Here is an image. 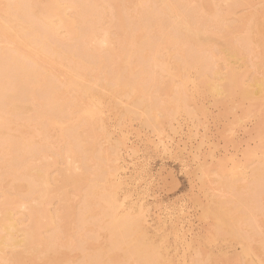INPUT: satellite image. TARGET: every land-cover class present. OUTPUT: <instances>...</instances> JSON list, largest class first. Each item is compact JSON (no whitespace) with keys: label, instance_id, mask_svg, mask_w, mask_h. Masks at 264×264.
<instances>
[{"label":"rangeland","instance_id":"obj_1","mask_svg":"<svg viewBox=\"0 0 264 264\" xmlns=\"http://www.w3.org/2000/svg\"><path fill=\"white\" fill-rule=\"evenodd\" d=\"M12 1L13 0H4L3 3L6 4V6L9 9L10 8L9 4ZM102 1L105 5L102 3ZM102 1L101 0L100 1L90 0V3H91L90 8L93 6V8H91V10L93 9V11L94 10L97 11L96 9H98L100 5L103 4L99 9V12L101 13V18L99 17V19L101 23L98 20L99 25L97 27L98 29L102 28L104 30L101 29L99 30L100 31L99 32L97 29V31L95 30L94 32L97 35L96 37H98L99 39H107L109 42L108 44L110 45L113 44L111 46L108 45V47L109 48L112 47V49L111 48L102 49L103 47L102 48L100 47L102 52L101 51L99 52V48L94 51L93 49L89 47V49L86 50L85 54L83 51V56H84L83 58L79 55L81 53V51L78 50L79 47H74V45H71L74 48L73 47L67 48V52H69L70 50L71 52L70 56H72V53H73L74 56L72 57L75 58V60H78V61L83 60V62L86 61V63H84V65L87 67V70H88L84 74L86 75V77L84 75L83 77L79 76L78 73H76L78 72L76 70L77 62L76 63L71 62V64L73 65L70 64V61H68L69 64H67L66 61H63L62 63L61 61L60 62L57 61V57H56V58H53L54 60L52 63V59H50V64L45 62L49 64L46 67L48 66L54 67V70L51 72L53 76L52 75L47 76L49 80L46 79L47 80L46 81L45 77L42 78V76H44V73H45L44 69L46 67L45 68L40 67L42 65L39 64V68L42 69L41 70L42 75L40 76V79L38 80L39 82L38 81L36 82L38 83V85L35 83V80H33L34 83L28 85V87L27 85L26 87H24V85L23 87L22 85H20L21 88L17 86L19 87V89L16 87V89L18 90H21L23 88V90L26 91L24 92L25 94L22 92V90L21 91L14 90L10 92L11 94H14L16 98H19L15 100H18L27 106L26 112L19 111L20 113L19 112L18 113L21 114L19 115L17 112H16L17 114L8 112L5 107L0 108L1 109L0 110V120H2L1 117L3 116L4 122L7 125H10V126L6 125V128L1 127V125L3 126L5 125V123L3 122V120L0 121V132H3L2 134L0 133L3 136L2 137L0 135V137H2L0 138V147L4 141V144L2 145L3 148L2 147H1L2 149L0 148V152L2 151L0 153V156H1L0 158L1 160L0 161V177H1L0 187L2 186L0 189L1 190L0 199L2 198L0 200V205H4V204L9 205L10 203L11 205L8 206L10 210L12 208L11 211H13L14 213L17 212V215L15 216H17L18 218L14 217L15 221L17 220L14 225V230H15V232L13 230L14 233L16 232L20 233L24 229H26L24 230V232H27L28 229L30 230L31 227L36 228L34 232V234H36V237L34 238L35 241L30 240L28 244H25L24 242L20 241L19 237L16 238V239H19L20 241L19 242L18 240H16V243L18 244L16 248H14V251L20 254V256L18 257H16L17 255L16 256L13 255L12 250L10 249L8 250L7 247L4 248V243L0 240V246H1L0 252L2 253V254L0 253V260L3 261V264H19L21 260H22L21 264H34V263L41 264L42 261H44L43 263L47 261V264H53V263L56 264L58 259H61L57 262L59 264H63V262L64 264H141V263L148 264L149 262L151 264L152 263L153 264H246V263L247 264H258L259 262H260L259 264H264V103H263L264 101V81H263L264 80V0H249V1L248 0H236V1L232 0L233 2H235L234 6L231 0H218V1L213 0L214 2L212 0H187V2L186 0H173L177 5L180 6L181 10L184 12L182 13L183 15L185 14L184 19H186L189 23L191 22L190 27L192 29L194 27L193 29L195 30L194 38L193 40H189V41H186V38H185L186 36L183 33L184 30H182V28L178 26L176 27L177 29L175 30L171 29L173 24H170V23L174 18L173 15H171L173 18L170 15H164V14L160 15L156 11V3L153 0L151 1L150 0H143V1L142 0H139V1L131 0L130 2H128L129 0L127 1L115 0L112 2L111 0H107V1L102 0ZM144 1H146L147 4ZM219 2H220V6H218ZM250 2L252 3V7L248 6V4H251ZM178 3H181V4H178ZM186 3L187 4L189 3L192 6L189 7L187 6ZM223 3H224V6H223ZM144 5L146 6V8ZM182 5L184 6V8L182 7ZM139 6H141V8ZM225 6H228V8ZM116 7L118 11H116ZM186 7H188V10ZM194 7L196 8V12H197V9L198 10L201 9L200 11L202 12L200 11H199L200 13L194 12L195 11ZM103 8H109L108 9L109 11L106 9L104 10ZM142 8L144 10H142ZM125 11L127 13L129 12L128 15ZM221 11L223 12L221 13ZM117 12L118 14L116 15L119 17V19L121 18L120 20L117 18L118 22H116L117 19H115V17H117L115 13ZM247 12L249 15L247 14ZM144 13L146 15H144ZM192 13L194 16L192 15ZM205 13H206V16H208L207 18H205L206 17ZM137 14L140 16V18L142 14L143 16L142 18L145 17L144 18L145 20L143 19L142 21L141 20L142 18H141L139 21V19H137L139 18ZM198 14H202V17L201 15H198ZM250 14L251 15L254 14V15L251 16ZM245 15H246V18H244ZM154 16L155 18L153 19ZM122 17H124L125 20L124 18L122 19ZM149 17L150 18L152 17V18L148 19ZM189 17L190 19L192 18L191 21H189L190 20ZM134 18L136 19L134 20ZM0 19L3 20V18L1 17ZM167 19L168 20L171 19V20L168 21ZM107 20L109 22H106ZM110 20L111 21L113 20L112 21L113 23H111L112 27L110 25V22H111ZM136 20H138L139 24ZM151 20L153 21V24H156V25H153ZM162 21L164 23H162ZM212 21L216 23H212ZM0 22H3V21L0 20ZM166 22L168 23L166 24L168 26L165 25ZM204 22L205 23L207 22L206 23L207 25H205ZM240 22H243V25ZM125 23L127 25H125ZM113 24H115L116 27H118V29H115L116 27ZM208 24H211V25H208ZM137 25L140 26V28ZM160 25L165 26V28L164 27L162 28V26L161 28H159ZM209 26L210 27L213 26L212 29ZM143 27L144 29L148 28L146 30L148 34H145L146 32L143 29ZM252 27H254L256 31H254L255 29ZM121 28L123 29L122 33H121ZM130 28H132L133 30ZM110 29L113 32H110V31L108 32V30ZM124 29H126L125 30L126 33L128 32L127 34H125ZM160 29H162L164 34L163 33L161 34L162 31L160 32ZM115 30L120 31V32H116ZM178 30H180V32ZM151 31L152 33L150 34ZM25 32H27L28 34ZM177 32L180 34H178ZM39 33H32L30 30L24 31V33L21 32L22 34L21 38H24L26 36L25 41L28 42L29 44L28 51L40 49L39 47L41 45V42L44 43V40L42 39L45 37L48 38L49 42L55 43L57 45H61L60 42H57V38H55L53 35L49 33H42V32H39ZM165 33L168 34V38L166 37L167 34ZM33 34L34 35L36 34L35 36L37 38ZM43 34H48V36L44 35L45 37H43ZM90 34H92V31L89 32V35ZM100 34H102L101 36L103 37H101ZM122 34H125V35H122ZM250 34H252V36ZM111 35H113V37H111ZM147 35L148 37H146ZM174 35H175V38L173 37ZM31 36H34V37H31ZM49 36L51 38H49ZM128 36H129V39L131 37L130 42L128 40ZM0 37H1L0 47L1 48L4 47V49L3 48L2 49H3V52L5 51L4 52L5 54H2L3 52H1V49H0V68L2 69V70L0 69L1 70L0 74H2V76L0 75V78H2L0 79V81H2L0 82V87H1L0 94H2L5 91H8L6 90L8 89V86H9V90L12 89L10 88L11 86L9 84L11 81L10 79H12L15 74L13 73L16 71L15 69L19 68V66H21L25 62L26 63L22 65L20 69H24L23 67H25V65L29 66L30 63H31L30 66H32L33 64L30 60H26L24 58L21 59V57H24V54L22 52L18 53L19 49H16L17 46L15 45V43L8 41L2 36ZM115 37L119 39L116 40ZM141 37H144V38L141 39ZM38 38L39 39L41 38V40H39ZM122 38H123V41H122ZM124 38L126 39V41L124 40ZM154 38H156V40H154ZM165 38L168 40H166ZM29 39H32L30 40V42L33 41L34 43L35 42L34 40H36V42L38 41L40 43V44L38 43L39 45H37L36 42L34 43L36 46V49L33 43L29 42ZM53 39L55 40V42ZM236 39H239V40H236ZM244 39L246 40V42ZM1 41H2V44H1ZM140 41H143V42H141L140 44ZM153 41H155L158 44H156ZM9 42L12 44H10ZM116 42H118L119 44L118 46ZM122 42L124 44H122ZM150 42L155 43V44H152V43L149 44ZM130 43H133L134 46L132 44L131 46ZM30 44H31V47H30ZM127 44L129 45L127 47H129L130 50L128 48H125ZM142 44H144V47H143L144 49L142 48L143 46ZM188 44L191 47H189ZM229 44L231 45L228 46ZM3 45H5L6 47ZM135 45L136 46L138 45L137 49L135 48ZM170 45H172L173 47L171 48ZM149 46H151L150 50H149ZM157 46L158 47L160 46L159 48L161 50L159 48L157 49ZM29 47L31 49H29ZM104 47H107V46H104ZM113 47H116V49L119 48L120 50L118 49L116 51V49ZM5 48L9 50L7 51L5 50ZM151 48H154V49L152 50ZM222 48L224 51L222 50ZM225 48L227 49L225 50ZM74 49L77 51H74ZM132 49L134 52L132 51ZM184 49H186L185 52H184ZM123 50L126 52L125 54H121V53H124ZM139 50L140 52L142 51L141 53L139 52V54H141L140 56H142L141 60H138L140 58L138 54ZM17 53L20 56V58L19 56L18 57L15 56L13 58V56L17 55ZM115 53L119 58L115 55ZM179 53H181L182 58H184L183 60ZM229 53L230 55H228ZM11 54L13 56H11ZM112 55L113 57H111ZM173 55H174V58H173ZM186 55H189L190 58H192V60L189 58V56H186ZM7 56L13 59V61L15 60L14 62L16 63H14L13 61L11 62V60H8L9 58ZM93 56H94V59H92ZM95 56H98V57H95ZM234 56H236L237 58ZM2 57H5L6 59L5 58L3 59ZM79 57L83 59H80ZM106 57L107 58L111 57V59H109L110 61ZM185 57H186V61H185ZM241 57H243V59ZM16 58L22 61L21 62L19 60L16 61L17 60ZM97 58H99L100 61L102 59V63H101L102 68L100 67L101 64L99 62V59ZM128 58L129 60H127ZM123 59H126V60L124 61ZM153 59H157L156 61L158 63ZM159 59L162 62L159 61ZM105 60L107 62H105ZM152 60L154 61L155 64H152L153 63ZM123 61L126 63H124ZM122 62L124 65L125 64L126 65L124 66ZM17 63L21 65L17 66L18 65ZM89 63L93 64V66L88 65ZM105 63H106V66H104L105 67L104 68L103 65ZM142 63L146 66L144 67ZM163 63L164 65L166 64L165 66L168 69L165 66H163ZM57 64L58 65L61 64L62 66L60 65L58 66ZM107 64H109L110 66ZM111 64L113 66H111ZM156 65L160 69H158ZM98 66L99 68L97 70ZM230 66L233 68H231ZM5 67L8 70V73H6L7 70L5 69ZM65 67H67V69ZM89 67L90 69H88ZM110 67H113V68H110ZM121 67L123 68V70L121 69ZM147 67H149V70L147 69ZM68 68L70 69V71L71 70L72 71L71 72L68 71L69 70ZM119 68L122 71H120ZM102 69L105 71H103ZM106 69L108 71H111L113 69L112 71H114V73H112V71L108 73ZM117 69L118 71H116ZM143 69H145L146 71ZM162 69L164 71H162ZM11 70L13 72H11ZM220 70L221 72H219ZM66 71L67 73L69 72L70 74L69 73L67 74ZM135 71L136 73L138 72L140 74L137 75ZM151 71L154 73H151ZM213 71H215L217 74ZM20 72H22V70H20L19 73ZM74 72L76 73L75 75H74ZM102 72H104L103 73L104 75L102 74ZM212 72L215 77H213ZM58 73H61L60 76L62 78L61 77L57 78L59 76ZM90 73L92 74L93 78L91 77ZM115 73H117L118 75ZM130 73L133 74V76ZM146 73L148 76H150L151 74L150 76L151 79L150 77L148 78L147 76H145ZM222 73L224 74V76ZM65 74L67 77L65 76ZM221 74L224 78H222ZM234 74L235 76H233ZM3 75H5V78ZM6 75L8 76L6 77ZM97 75H100V76L97 77ZM113 75L119 78V80L113 77ZM126 75L129 78L128 77L125 78ZM161 75L163 78H161ZM50 76H52L54 79ZM107 76L109 77L107 78ZM120 76L123 82L120 81ZM170 76H174V77L170 78ZM231 76H232V79L234 78L235 83L231 79ZM50 78L53 79L52 81L57 79V82L59 83L57 85L60 86L61 84V86L60 87L56 86L53 82L50 81L51 80ZM89 78L91 81L88 80ZM97 78L98 79L100 78L101 81L99 80L100 81L99 82ZM113 78H115L116 80L115 79L113 80ZM70 79H73V80H70ZM251 79L252 81L253 80L256 81L258 79L257 83L260 84V87L258 86L256 87L253 84L255 81L252 82ZM92 80L94 83L92 82ZM227 80L228 81L230 80L231 83L233 81L232 84H235V85L232 86V84L227 83ZM243 80L244 81L246 80L245 83ZM43 81H45V83L48 82V84L47 83L46 84L47 85L50 84V85L47 86L46 84H44ZM64 81L66 82L64 83ZM95 81H97L98 84L95 83ZM104 81L105 83H103ZM113 81H116V82L118 81V82L113 83ZM127 81L129 82V85H127L128 84ZM247 81L249 83H247ZM3 82H5V85L7 87L4 85ZM67 82L73 83V86H72L73 88L69 87L72 84L70 85V83H67ZM106 82L108 84L111 83L110 84L111 86H109L111 88H108L107 86L108 84ZM140 82L141 83L143 82L142 86ZM84 83L88 84V86L84 85ZM123 83H125V85H122ZM101 84L103 85V87L101 86ZM236 84L240 85V87L237 86ZM52 85H54V88L52 89L53 91L51 90V88L53 87ZM243 85H246L247 87ZM252 85H254V89ZM85 86L87 87L86 90H88L86 91L88 92L86 96L84 95V92L80 90V89H85ZM89 86H91L93 90ZM95 86L97 88H93ZM136 86H139V87H136ZM210 86H213V87H210ZM40 87H42V89L44 88L45 89L44 91H46L47 93L44 92ZM77 87H79V89H77ZM121 87H123V89ZM141 87L142 89H140ZM2 88L4 91L2 90ZM113 88H115L116 91ZM256 88L257 89L259 88L260 92L257 91ZM27 89L29 90V92H27ZM46 89L47 90L49 89L51 93H54V95L56 96L54 97V100H56L55 102L54 101L53 103L48 102L49 101L48 93L50 91H47ZM94 89H95V92H94ZM213 89H214V92H213ZM261 89L263 90V93ZM30 90L31 91L36 90L38 91V93L36 91L31 92ZM59 90H61V92H58ZM76 90H77V93L79 94L75 93ZM123 90H124V93L122 92ZM142 90L144 91V93L141 92ZM243 90L247 93H245ZM99 91H101V94ZM107 91L108 92L111 91V94L108 93ZM117 91L118 93H116ZM218 91L220 92L218 93ZM15 92L17 93L19 92V94L17 93L15 94ZM104 92H106V94ZM112 92H114V94ZM139 92H141L140 95H139ZM10 93L8 94L11 96ZM51 93L49 95H51ZM63 93L65 94L63 95ZM129 93L132 96H130ZM8 94H6V96ZM27 94H29L28 96L30 97L33 96L34 98H36V100L34 98L31 99L32 97L30 98L26 96ZM58 94H59V97L57 96ZM81 94L84 96H82ZM115 94L117 96L119 95L118 96L119 98H116L117 96H115ZM246 94H248L249 96ZM39 95L41 97L44 95L43 96L44 101L42 100V98H40ZM60 95L62 96V98ZM121 95L124 97H121ZM6 96L0 95V99H1L0 101L5 102V99L7 100V98L10 97V96H7L6 98ZM87 96H89L90 98L94 100L96 99V97L99 98V100H101L104 106L100 110L98 109V110L92 111L91 118L84 117L80 109L82 105L84 104L83 102H85ZM134 96H137V97H134ZM108 97L109 99L110 97H112L110 101L108 100ZM126 97L128 98L125 100ZM23 98L25 101H22ZM29 98L30 100H28ZM114 99L116 100L114 101ZM34 100L36 101V103ZM66 100L70 104L67 103ZM123 100H125L126 103ZM28 101L29 103L33 102V104L35 105L31 106L32 104L31 103L29 106L27 103ZM45 101L46 103L47 102L48 103L45 104ZM59 102H61L63 106ZM54 103H55V106H54ZM43 105L49 107L50 109L49 108L45 109L46 107H44ZM56 105L58 106L56 107ZM70 105L72 106L70 107ZM52 106H54V108ZM59 108H60V111H59ZM143 108L145 109L143 110ZM51 109L52 110L56 109V111L55 110L52 111ZM74 109L75 110L77 109L76 110L77 112ZM39 110H41V112ZM49 111H51V113H49ZM42 113L46 115L42 116L43 115ZM64 113L66 114V116L64 115ZM72 113L74 114V116ZM6 114H8L7 117L10 120H8V118L5 119L4 116ZM10 114H13L14 117ZM29 114L30 116L28 119L27 116ZM67 114H72L71 119H70V116H68ZM77 115L79 116L76 119ZM51 116H52L53 122H50L49 120ZM62 116L63 118H61ZM40 117H42L43 120L40 119ZM45 117L49 121H47ZM36 118H38L39 120L38 119L36 120ZM82 118L83 120H81ZM6 120L8 121V123L6 122ZM34 120L35 122H33ZM69 120H72V121H69ZM76 120L78 122V125L77 123H75ZM20 121L23 123H21ZM39 121L41 124H38ZM10 122L12 124H10ZM27 122H29L30 124ZM36 122H37V125L35 124ZM65 122L68 124L64 127L63 125L66 124ZM72 122L76 125H74ZM57 124L59 126H57ZM42 125L45 129L41 128ZM35 127L37 129H35ZM57 127L59 128L60 132L58 131ZM67 127H70V128H67ZM10 128L11 129L13 128L14 130L13 129L11 130ZM6 129L11 130L9 132L7 131L9 133L8 135L5 134L7 133ZM18 129L20 130L22 129V130L20 131ZM26 129H29V130H26ZM33 130H36V131H33ZM39 130H41L42 132ZM30 131L33 134H36V136L33 135ZM10 132L12 135L10 134ZM39 132H41V134H44V136H42ZM83 133L85 136L83 135ZM59 134L61 135L60 136L61 138H58ZM65 134L68 136L69 140H67V137ZM6 135L8 136V138ZM81 135L83 136V138ZM14 136L17 137V139ZM21 136L24 138H22ZM47 136H49V138ZM4 137L6 138V140L10 139L9 142L11 143V146L14 145V147L11 148L9 142H7ZM43 137L46 139H43ZM93 137L94 139L91 140ZM19 138L20 139L22 138V139L18 140ZM52 138L57 140L58 144L56 143V141L54 142L53 141L54 139ZM24 139L26 140V142ZM41 139L44 141H42ZM12 140L13 142H11ZM66 140L68 141V143ZM84 140H85V143H82L84 142ZM21 141H23V143ZM32 141L34 142L32 143ZM49 141L52 144H50ZM15 144L16 145L18 144L17 147L20 145L18 148H23V149H17V147H15L16 146ZM65 144L68 146H66ZM42 146L46 150H43V148H41ZM69 147L73 151L74 155L73 153H71L72 151L69 149ZM75 147L77 148L76 152L74 150ZM13 149H15V151ZM16 149L18 150V153ZM25 149L28 151H26ZM32 149L33 151H35L34 153L32 152ZM65 150L66 152L67 150H69L70 153L69 152L66 153ZM90 150H92V152ZM49 151L51 152L49 153ZM52 151L55 153H53ZM60 151H63V152H60ZM38 152L40 153V155ZM4 153L6 155H3ZM64 153H65V156H64ZM14 154H16L15 157H14ZM36 154L38 155V157ZM8 155L9 156L11 155V156L9 157ZM18 155L20 156L19 158H18ZM41 156L44 157L43 161H40L43 158L39 159V157ZM71 156L73 158H70ZM74 156L76 157L74 158ZM88 157L90 159H88ZM2 158L4 160H2ZM31 158L33 160H31ZM49 158L53 159V161L50 160ZM67 158L68 159L70 158L69 161H71L72 159L70 163L71 166L69 164V168H67L69 172L66 171L64 175L63 174L60 175V169L63 171L64 168L67 166L66 161L69 163ZM14 159L18 162H16ZM22 160H23V163L21 162ZM36 160H39L40 162L43 163L45 172L48 171L47 173L49 174L52 171V173H50L51 177L49 181L51 185H49V187L48 186L44 187V189L46 188L45 190L48 189L47 190L48 192L44 191L43 187L25 186L24 187L25 189H23V187L21 189H17V187H12L7 184L9 183L10 179L12 180L16 177L24 178V174H25L24 169L28 168L30 164L31 165H33V163L36 164L37 163ZM24 161L25 163L28 161L29 162L24 164ZM30 161H33V162H30ZM12 162H14L15 164ZM76 162L78 164V169L80 170V172L77 169ZM6 163H10V164L6 165ZM18 163H21L22 165V168L20 171H19L20 168H18L16 165ZM51 163L52 165L49 166L48 164H51ZM54 164L55 166H53ZM82 164H83V167H82ZM13 166L15 167L13 168ZM3 167L6 168V170ZM48 167H50L51 170H49ZM82 168H85V169H82ZM73 171L75 172V174ZM16 172H17V175H16ZM57 172L59 173V175ZM8 173H10V176H8ZM6 174L8 178L6 177ZM56 174L58 175V177ZM21 179L22 178H20L19 180ZM59 179L62 181H60ZM82 179H83L84 184H82ZM53 180H55L56 182H54ZM66 180H68L67 183H66ZM75 183L77 185L73 186V184ZM6 190H8V193ZM26 190L28 193L26 192ZM62 190H64L65 192ZM58 191L60 193L57 194ZM50 192L51 194H53L54 192V194L59 195L60 197H57V199L56 197H53V199H51ZM65 193H66L67 199H64L65 197L62 198V196H65L64 195ZM3 194L5 196L6 195L8 196L5 197ZM38 195L39 196L41 195L40 196L41 198ZM42 196L43 197L46 196V198L43 201L40 200L43 198ZM48 197L50 198L51 201L48 200ZM14 199H16V201H12ZM33 199L35 202L31 201ZM36 199H39V201ZM25 200H28L26 201V203L28 204L30 203L31 205L34 203V205L29 206L28 204L25 203ZM1 201L3 204L1 203ZM114 201L116 202L113 206ZM66 202H69V203L67 204ZM38 203L41 205L43 204V205L38 206ZM48 203L50 205H48ZM45 205L46 206L48 205L49 208L45 207ZM55 205H57L58 207H55ZM109 205L111 209L113 210V212L111 213L113 216L119 218L121 216L127 215L130 219L129 220L130 224L129 223L119 224L118 223V225H113L111 222H113L114 220L112 219L110 215L107 216ZM16 206H18L19 208ZM60 208H62V212ZM32 209L33 210L36 209V215H33L35 213L33 212ZM14 210L15 211L17 210V211L15 212ZM22 210L23 211L25 210V212H23ZM29 210L30 212H28L29 213L28 215L27 211ZM43 214L44 216H41ZM56 214H58V216H56ZM49 215H51L52 217L54 215L52 220L53 221L55 220L54 221L55 225L54 223L51 224L49 222V219H50ZM28 216L30 217V219H28ZM66 216H68L67 217L68 219L66 218ZM106 217H109V218H106ZM96 219L99 220L100 223ZM131 220L132 222L134 220L133 222L134 225H136L137 222L139 221L137 226H131ZM37 221L39 223L38 225H37ZM66 222L67 223L69 222V223L67 224ZM49 224L50 226L48 227L47 225ZM25 225H28V227ZM120 225L122 227L125 226L124 228H127V230L120 227ZM45 226L47 228H45ZM67 226H68V229H67ZM114 226L115 227L117 226V227L114 228ZM247 227L251 229L249 230ZM123 229H124V234H123ZM56 230H58L59 233ZM138 230L142 231L143 233L139 232ZM113 231H115V234ZM46 232L47 234H51L53 237L51 235H47ZM108 232H110L111 234ZM2 233L4 232L0 230L1 235ZM38 233H41L42 235L41 239H40V234ZM106 234L111 237V238L109 237L110 241ZM139 235L140 237L138 238ZM37 237H39V239H37ZM113 237H116V240H113L114 239ZM120 237H121V240H119ZM127 237L129 239H127ZM48 240L49 242L47 243ZM112 245H114V249ZM140 245H142L143 247ZM2 247L6 251H3ZM31 247H34L35 251L33 249H30ZM139 247H141L142 249ZM44 248L47 250V252H49L48 255L45 254L47 252H45L46 250L44 251ZM52 248L54 252L51 250ZM149 248L151 249V251L149 250ZM9 253H11L10 254L11 256L9 255ZM24 253L25 254L27 253V255H25ZM30 254L34 256H31ZM44 254L46 257L44 256ZM140 255L142 256L140 257ZM63 257L64 259H62ZM261 257L263 258V260ZM135 258H138V259H135ZM157 258H159V260H157ZM18 259H19V262H18ZM147 259L149 260L148 262H147ZM1 261H0V264H2Z\"/></svg>","mask_w":264,"mask_h":264},{"label":"bare ground","instance_id":"obj_2","mask_svg":"<svg viewBox=\"0 0 264 264\" xmlns=\"http://www.w3.org/2000/svg\"><path fill=\"white\" fill-rule=\"evenodd\" d=\"M3 1L4 0H0V17L1 18H3V20L2 19H0L1 21H3V22H0V36H2V37H4L5 39H7L8 41H11L12 43H15V45L17 46V48L16 49H19V52L18 53H20V52H22L23 54H24V57H21V59H26V60H30L31 62H32V66H30L31 65V63L29 64V66H26L25 65V67H23L24 69H20V67H22V65H24V64H19V63H17L18 65L17 66H19V65H21V66H19V68H17V69H15L16 71L15 72H13L12 70H11V72H13V73H15L14 74V76H13V78L12 79H10L9 81H10V88H12L11 90H9V86H8V89H6V90H8V91H5L4 93H2V94H0V95H2V96H6V94H8V93H10L11 91H16V90H18L19 89V87H20V85H22V87H23V85H24V87H26V85H27V87H28V85H30V84H33L34 83V81L33 80H35V83L40 79V76L42 75V69L41 68H39V64L40 65H42V66H40V67H43V68H45L47 65H49L50 64V59H52V63H53V58H56L57 57V61H61L62 63H63V61H66L67 62V64H69L68 63V61H70V64H71V62H77L76 64H77V71L78 72H76V73H78V75L79 76H82L83 77V75L88 71L87 70V67L84 65V63H86V59L84 60L85 62H83V60H75V58H73L72 56H74L73 55V53H72V56H70V50H69V52H67V48L68 47H73V46H71V45H74V47H79L78 48V50L79 51H81V53L79 54L81 57H83L84 58V56H83V51H84V54L86 53V50H88L89 49V47L91 48V49H93L94 51L95 50H97L98 48H99V52L101 51V49H100V47L102 48V49H106V48H108V49H112V47H108V45H110V44H108L109 42H108V40L107 39H99L98 37H96L97 35L95 34V30L97 31V29H98V20L100 21V19H99V17L101 18V13L99 12V9H100V7L104 4L103 3V1H102V5H100V7L98 8V9H96L97 11H93V9L91 10V8H93V6L90 8V6H91V3H90V0H13L10 4H9V6H10V8L8 9V7L6 6V4H4L3 3ZM100 1V0H99ZM107 1V0H106ZM112 1H115V0H111V2ZM125 1H127V0H125ZM131 0H129L128 2H130ZM139 1V0H138ZM143 1V0H142ZM151 1V0H150ZM155 3H156V11L161 15V14H164V15H173V20L171 21V23L170 24H173V26H172V28L171 29H177L176 27H180V28H182V30H184V34H185V38H186V41H189V40H193V38H194V34H195V30H193L194 29V27H193V29L190 27V24H191V22L189 23L186 19H184L185 17H184V15L182 14V13H184L182 10H181V8H180V6L179 5H177L173 0H153ZM213 1V0H212ZM218 1V0H217ZM234 1H236V0H234ZM249 1V0H248ZM93 2V1H92ZM108 2H110V1H108ZM119 2H121V1H119ZM124 2V1H123ZM145 3H146V1H144ZM186 2H187V0H186ZM214 2V1H213ZM212 2V3H213ZM221 2H223V1H221ZM231 2H233L232 0H231ZM6 3H8V2H6ZM127 3V2H126ZM136 3V2H135ZM138 3V2H137ZM140 3H142V2H140ZM217 3V2H216ZM225 3H226V1H225ZM228 3H229V1H228ZM227 3V4H228ZM234 3L235 2H233V6H234ZM251 3V2H250ZM107 4V3H106ZM111 4V3H110ZM114 4H115V2H114ZM119 4V3H118ZM147 4V3H146ZM151 4V3H150ZM149 4V5H150ZM178 4H181V3H178ZM187 4V3H186ZM219 5L218 6H220V2L218 3ZM226 4V5H227ZM99 5V4H98ZM105 5V4H104ZM126 5V4H125ZM124 5V6H125ZM137 5V4H136ZM155 5V4H154ZM216 5V4H215ZM231 5V4H230ZM117 6V5H116ZM123 6V7H124ZM134 6V5H133ZM145 6V5H144ZM187 6H192V5H190L189 3L187 4ZM193 6H194V4H193ZM198 6V5H197ZM223 6H224V3H223ZM248 6L250 7H252V3L251 4H248ZM97 7V6H96ZM95 7V8H96ZM104 7V6H103ZM119 7V6H118ZM140 8H141V6H139ZM147 7H148V5H147ZM182 7L184 8V6L182 5ZM209 7V6H208ZM217 7V6H216ZM225 7H227L228 8V6H225ZM94 8V9H95ZM127 8V7H126ZM145 8H146V6H145ZM152 8V7H151ZM187 8V10H188V7H186ZM192 8V7H191ZM195 8V7H194ZM204 8V7H203ZM220 8V7H219ZM104 10L106 9V10H108L109 8H103ZM113 9H114V7H113ZM120 9V8H119ZM133 9V8H132ZM209 9V8H208ZM211 9V8H210ZM252 9V8H251ZM123 10V9H122ZM136 10V9H135ZM139 10V9H138ZM142 10H144L143 8H142ZM147 10V9H146ZM154 10V9H153ZM195 11L194 12H196V8L194 9ZM201 10V9H200ZM200 10H198L197 9V12H199ZM217 10H218V8H217ZM221 10V9H220ZM102 11V10H101ZM109 11V10H108ZM116 11H118L117 10V7H116ZM191 11H193V10H191ZM191 11H189V12H191ZM204 11V10H203ZM212 11V10H211ZM210 11V12H211ZM213 11H215V10H213ZM246 11V10H245ZM122 12V11H121ZM126 12V11H125ZM132 12H133V10H132ZM140 12V11H139ZM141 12H143V11H141ZM196 12V13H197ZM200 12H202V11H200ZM199 12V13H200ZM207 12H209V11H207ZM223 11H221V13H222ZM239 12V11H238ZM244 12V11H243ZM248 12H249V10H248ZM248 12H247V14H248ZM107 13V12H106ZM109 13V12H108ZM112 13V12H111ZM120 13V12H119ZM127 13V12H126ZM129 13V12H128ZM128 13H127V15H128ZM131 13V12H130ZM148 13V12H147ZM212 13V12H211ZM215 13V12H214ZM253 13V12H252ZM255 13V12H254ZM110 14V13H109ZM116 14H118V12L117 13H115V15ZM135 14V13H134ZM149 14V13H148ZM217 14V13H216ZM219 14V13H218ZM232 14H234V13H232ZM246 14V15H247ZM105 15V14H104ZM103 15V16H104ZM107 15V14H106ZM131 15V14H130ZM144 15H146L145 13H144ZM159 15V16H160ZM164 15H162V16H164ZM187 15V14H186ZM190 15V14H189ZM192 15H193V13H192ZM198 15H201V17H202V14H198ZM208 15H210V14H208ZM214 15V14H213ZM212 15V16H213ZM243 15V14H242ZM241 15V16H242ZM246 15H245V17L244 18H246ZM249 15V14H248ZM247 15V16H248ZM251 15V14H250ZM252 15H254V14H252ZM251 15V16H252ZM111 16V15H110ZM117 16V15H116ZM121 16V15H120ZM132 16H134V15H132ZM132 16H130V17H132ZM137 16H139L138 14H137ZM150 16V15H149ZM152 16H153V14H152ZM169 16V17H170ZM194 16V15H193ZM205 16H206V13H205ZM250 16V17H251ZM107 17H109V16H107ZM113 17H114V15H113ZM125 17V16H124ZM124 17H122V19L124 18ZM143 16H142V14H141V18H142ZM166 17V16H165ZM170 17V18H171ZM188 17V16H187ZM196 17V16H195ZM194 17V18H195ZM208 16H206L205 18H207ZM257 17V16H256ZM119 19V17L117 16V17H115V19ZM140 16H139V18H137V19H139V21H140ZM145 18V17H144ZM144 18H142L141 20L143 21V19ZM152 18V17H151ZM150 17L148 18V19H151ZM155 18V16L153 17V19ZM161 18V17H160ZM200 18V17H199ZM204 18V17H203ZM241 18V17H240ZM106 19H108V18H106ZM110 19H112V18H110ZM118 19H117V21L116 22H118ZM121 19V18H120ZM119 19V20H120ZM136 18H134V20H135ZM162 19V18H161ZM166 19V18H165ZM188 19V18H187ZM189 19H190V17H189ZM192 19V18H191ZM191 19L189 20V21H191ZM202 19V18H201ZM253 19V18H252ZM105 20V19H104ZM114 20V19H113ZM112 20V21H113ZM124 20H125V18H124ZM132 20V19H131ZM134 20H133V22H134ZM145 20V19H144ZM168 20V19H167ZM171 19H169L168 21H170ZM198 20V19H197ZM200 20V19H199ZM210 20V19H209ZM211 20H212V18H211ZM247 20V19H246ZM111 21V20H110ZM110 22V25H111V23H113V22ZM122 21V20H121ZM120 21V22H121ZM137 22H138V20H136ZM141 21V22H142ZM150 21V20H149ZM164 21V20H163ZM162 21V23H164ZM167 21V22H168ZM203 21V20H202ZM205 21V20H204ZM245 21V20H244ZM243 21V22H244ZM250 21V20H249ZM248 21V22H249ZM254 21V20H253ZM106 22H109L108 20L106 21ZM123 22V21H122ZM125 22V21H124ZM132 22V23H133ZM151 22H152V24H153V21L151 20ZM155 22V21H154ZM158 22V21H157ZM156 22V23H157ZM165 23V25L166 24H168V23ZM196 22V21H195ZM200 22V21H199ZM243 22H240V23H242V25H243ZM100 23H101V21H100ZM159 23V22H158ZM205 23V22H204ZM207 23V22H206ZM205 23V25H207ZM212 23H216V22H213L212 21ZM245 23H247V22H245ZM106 24V23H105ZM117 24H119V23H117ZM120 24H122V23H120ZM135 24V23H134ZM138 24H139V22H138ZM144 24V23H143ZM149 24V23H148ZM194 24V23H193ZM251 24V23H250ZM103 25V24H102ZM115 27H116V25L115 24H113ZM125 25H127L126 23H125ZM129 25V24H128ZM142 25V24H141ZM151 25V24H150ZM153 25H156V24H153ZM201 25H203V24H201ZM204 25V26H205ZM208 25H211V24H208ZM241 25V24H240ZM101 26V25H100ZM104 26V25H103ZM118 26V25H117ZM121 26V25H120ZM132 26V25H131ZM138 26V25H137ZM146 26H147V24H146ZM145 26V27H146ZM152 26V25H151ZM161 26L162 25H160L159 26V28H161ZM166 26H168V25H166ZM248 26V25H247ZM106 27V26H105ZM111 27H112V25H111ZM124 27V26H123ZM127 27V26H126ZM139 28H140V26H138ZM165 28V26H162V28ZM210 27V26H209ZM213 27V26H212ZM212 27H210L211 29H212ZM254 27H256V26H254ZM254 27H252V28H254ZM138 28V29H139ZM152 28V27H151ZM251 28V29H252ZM102 29V28H101ZM101 29H98V31L99 30H101ZM115 29H118V27H116ZM130 29H132V28H130ZM129 29V30H130ZM143 29H144V27H143ZM148 28H146V29H144L145 30V32H146V30H147ZM153 29V28H152ZM216 29V28H215ZM245 29V28H244ZM255 29V28H254ZM253 29V30H254ZM27 30H30L32 33H39V32H42V33H49V34H51V35H53L55 38H57V42H60V44L61 45H57V44H55V43H51V42H49V40H48V38H46L44 35H47L48 36V34H43V37H45V38H43L42 40H44V43H42L41 42V45H40V49H38V50H29L28 51V46H29V44H28V42H26L25 40H26V36L24 37V38H21L22 36V34H21V32H23L24 33V31H27ZM102 30H104V29H102ZM107 30V29H106ZM112 30H114V29H112ZM122 28H121V33H122ZM126 29H124V31H125ZM133 30V29H132ZM140 30V29H139ZM151 30V29H150ZM156 30V29H155ZM92 31V34H90L89 35V32H91ZM113 32V31H111V29L110 30H108V32ZM116 31V30H115ZM135 31V30H134ZM142 31V30H141ZM162 31V29H160V32ZM169 31V30H168ZM179 32H180V30H178ZM218 31V30H217ZM254 31H256V29L254 30ZM100 32V31H99ZM116 32H120V31H116ZM131 32H133V31H131ZM167 32V31H166ZM202 32H204V31H202ZM252 32V31H251ZM257 32H258V30H257ZM25 33H27V32H25ZM107 33V32H106ZM115 33V32H114ZM124 33V32H123ZM128 33V32H127ZM126 33V31H125V34H127ZM130 33V32H129ZM136 33V32H135ZM144 33V32H143ZM152 33V31L150 32V34ZM164 34V32L162 31L161 32V34ZM172 33V32H171ZM178 33V32H177ZM255 33V32H254ZM28 34V33H27ZM40 34V33H39ZM110 34V33H109ZM108 34V35H109ZM117 34V33H116ZM119 34V33H118ZM125 34H122V35H125ZM131 34V33H130ZM145 34H148L147 32L145 33ZM159 34V33H158ZM165 34H167V33H165ZM178 34H180V33H178ZM203 34V33H202ZM256 34V33H255ZM34 35V34H33ZM36 35V34H35ZM34 35V36H35ZM38 35V34H37ZM41 35V34H40ZM89 35V36H88ZM102 34H100V36H101ZM103 35H104V33H103ZM107 35V36H108ZM120 35V34H119ZM118 35V36H119ZM129 35V34H128ZM133 35V34H132ZM154 35V34H153ZM152 35V36H153ZM170 35H172V34H170ZM251 36H252V34H250ZM29 36V35H28ZM34 36H31V37H34ZM39 36V35H38ZM98 36H99V34H98ZM130 36V35H129ZM129 36H128V40H129V42H130V39H131V37H130V39H129ZM151 36V35H150ZM157 36V35H156ZM166 36V35H165ZM164 36V37H165ZM177 36V35H176ZM179 36V35H178ZM182 36V35H181ZM246 36V35H245ZM36 37V36H35ZM53 37V38H54ZM101 37H103V36H101ZM100 37V38H101ZM111 37H113V35H111ZM116 37H117V35H116ZM115 37V38H116ZM125 37V36H124ZM146 37H148V35L146 36ZM161 37V36H160ZM167 38H168V34H167V36H166ZM170 37V36H169ZM174 38H175V35L173 36ZM172 37V38H173ZM248 37V36H247ZM1 38V37H0ZM37 38V37H36ZM49 38H51L50 36H49ZM142 38H144V37H141V39ZM171 38V37H170ZM169 38V39H170ZM179 38V37H178ZM249 38V37H248ZM247 38V39H248ZM3 39V38H2ZM35 39V38H34ZM39 39V38H38ZM110 39V38H109ZM119 38H116V40H118ZM134 39V38H133ZM149 39V38H148ZM151 39V38H150ZM166 39V38H165ZM180 39V38H179ZM178 39V40H179ZM183 39V38H182ZM246 39V38H245ZM244 39V40H245ZM30 40H32V39H29V42H30ZM39 40H41V38L39 39ZM51 40V39H50ZM54 40V39H53ZM112 40V39H111ZM124 40L126 41V39L124 38ZM145 40V39H144ZM143 40V41H144ZM154 40H156V38H154ZM166 40H168V39H166ZM236 40H239V39H236ZM241 40H242V38H241ZM252 40V39H251ZM259 40H260V38H259ZM3 41V40H2ZM2 41H1V44H2ZM6 41V40H5ZM35 42H36V40H34ZM122 41H123V38H122ZM132 41V40H131ZM139 41V40H138ZM143 41H140V44H141V42H143ZM175 41H177V40H175ZM205 41V40H204ZM203 41V42H204ZM248 41V40H247ZM253 41V40H252ZM34 42V43H35ZM54 42H55V40H54ZM111 42V41H110ZM114 42V41H113ZM133 42V41H132ZM136 42V41H135ZM145 42V41H144ZM148 42V41H147ZM153 42H155V41H153ZM159 42V41H158ZM233 42V41H232ZM235 42V41H234ZM239 42V41H238ZM241 42V41H240ZM245 42H246V40H245ZM255 42V41H254ZM258 42V41H257ZM260 42H261V40H260ZM4 43V42H3ZM10 43V42H9ZM12 43H10V44H12ZM30 43H33V41H31ZM33 43V45L35 46V44ZM37 43V45H39L40 43L37 41L36 42ZM39 43V44H38ZM125 43H127V42H125ZM152 42H150L149 44H151ZM156 43V42H155ZM155 43H152V44H155ZM186 43V42H185ZM230 43V42H229ZM256 43V42H255ZM254 43V44H255ZM259 43V42H258ZM5 44V43H4ZM116 44H117V46L119 45L118 44V42H116ZM121 44V43H120ZM122 44H124L123 42H122ZM133 45L134 46V44L133 43H130V45ZM146 44V43H145ZM156 44H158V43H156ZM176 44H177V42H176ZM182 44V43H181ZM180 44V45H181ZM190 44V43H189ZM188 44V46L189 47H191L190 45ZM209 44V43H208ZM225 44V43H224ZM240 44V43H239ZM249 44H250V42H249ZM6 45V44H5ZM5 45H3V46H5ZM111 45H113V44H111ZM110 45V46H111ZM131 45V46H132ZM143 46H142V48L144 47V44H142ZM175 45V44H174ZM187 45V44H186ZM226 45V44H225ZM231 44H229L228 46H230ZM238 45V44H237ZM252 45V44H251ZM259 45V44H258ZM11 46V45H10ZM34 46H32V47H34ZM61 46V47H60ZM104 46H107V47H104ZM127 46H129L128 44L126 45V47L125 48H128L129 49V47H127ZM138 46V45H137ZM137 46L135 45V48L137 49ZM147 46H148V44H147ZM156 46V45H155ZM171 46V48L173 47L172 45H170ZM169 46V47H170ZM184 46V45H183ZM187 46V47H188ZM213 46V45H212ZM227 46V45H226ZM243 46V45H242ZM255 46V45H254ZM6 47V46H5ZM30 47H31V44H30ZM29 47V49H31ZM38 47V46H37ZM73 47V48H74ZM150 47L151 46H149V50H150ZM160 47V46H159ZM158 46H157V49L159 48ZM188 47V48H189ZM232 47V46H231ZM240 47H241V45H240ZM244 47V46H243ZM242 47V48H243ZM246 47H248V46H246ZM256 47V46H255ZM3 49H4V47H2ZM1 47H0V49H1V52H3V49H2ZM66 48V49H65ZM113 48H115L116 49V47H113ZM146 48V47H145ZM170 48V49H171ZM181 48V47H180ZM193 48V47H192ZM250 48V47H249ZM253 48V47H252ZM260 48V47H259ZM35 49H36V46H35ZM119 49V48H118ZM118 49H116V51L118 50ZM121 49H122V47H121ZM134 49V48H133ZM133 49H132V51H133ZM139 49H141V48H139ZM144 49V48H143ZM142 49V50H143ZM152 50L154 49V48H151ZM160 49V48H159ZM175 49V48H174ZM182 49H183V47H182ZM227 48H225V50H226ZM245 49V48H244ZM5 50H7L6 48H5ZM9 50V49H8ZM7 50V51H8ZM73 50V49H72ZM120 50V49H119ZM130 50V49H129ZM161 50V49H160ZM166 50V49H165ZM185 50L186 49H184V52H185ZM188 50V49H187ZM191 50V49H190ZM222 50H223V48H222ZM255 50H256V48H255ZM18 51V50H17ZM74 51H77V50H75L74 49ZM73 51V52H74ZM90 51V50H89ZM105 51V50H104ZM112 51V50H111ZM114 51V50H113ZM124 51V50H123ZM132 51H131V53H132ZM137 51V50H136ZM163 51V50H162ZM168 51V50H167ZM166 51V52H167ZM176 51V50H175ZM224 51V50H223ZM245 51V50H244ZM5 52V51H4ZM2 53V54H5V53ZM11 52V51H10ZM9 52V53H10ZM102 52V51H101ZM109 52V51H108ZM134 52V51H133ZM139 52H140V50L138 51V54H139ZM142 52V51H141ZM140 52V53H141ZM164 52V51H163ZM226 52H228V51H226ZM225 52V53H226ZM247 52V51H246ZM12 53V52H11ZM18 53H17V55H12L11 54V56H13V58L16 56V57H18L19 55H18ZM75 53V52H74ZM107 53V52H106ZM126 52L124 51V53H121V54H125ZM137 53V52H136ZM136 53H134V54H136ZM145 53V52H144ZM170 53V52H169ZM172 53V52H171ZM183 53V52H182ZM187 53V52H186ZM208 53V52H207ZM14 54V53H13ZM93 54V53H92ZM101 54V53H100ZM99 54V55H100ZM103 54V53H102ZM108 54V53H107ZM110 54V53H109ZM129 54V53H128ZM137 54V55H138ZM175 54V53H174ZM180 54V56H181V58H182V55H181V53H179ZM235 54V53H234ZM233 54V55H234ZM247 54V53H246ZM6 55H7V53H6ZM115 55H116V53H115ZM114 55V56H115ZM132 55V54H131ZM130 55V56H131ZM141 54H139V56H140ZM142 55H144V54H142ZM152 55V54H151ZM150 55V56H151ZM165 55V54H164ZM171 55V54H170ZM178 55V54H177ZM176 55V56H177ZM227 55V54H226ZM228 55H230V53L228 54ZM5 56V55H4ZM92 56V55H91ZM107 56V55H106ZM117 56V55H116ZM115 56V57H116ZM123 56V55H122ZM122 56H120V57H122ZM139 56H138V58H139ZM149 56V55H148ZM175 56V57H176ZM185 56V55H184ZM186 56H189V55H186ZM241 56V55H240ZM8 57V56H7ZM77 57V56H76ZM88 57V56H87ZM95 57H98V56H95ZM101 57V56H100ZM111 57H113V55L111 56ZM111 57L110 58H107L108 60L109 59H111ZM118 57V56H117ZM136 57V56H135ZM141 57L142 56H140V58L138 59V60H141ZM153 57H155V56H153ZM157 57V56H156ZM234 57H236V56H234ZM3 59L5 58V57H2ZM9 58V57H8ZM19 58H20V56H19ZM80 58V57H79ZM83 58H80V59H83ZM86 58V57H85ZM90 58V57H89ZM88 58V59H89ZM92 58V57H91ZM104 58V57H103ZM119 58V57H118ZM123 58H125V57H123ZM130 58V57H129ZM129 58L127 59V60H129ZM133 58H134V56H133ZM133 58H131V59H133ZM137 58V57H136ZM160 58V57H159ZM162 58V57H161ZM164 58V57H163ZM168 58H169V56H168ZM167 58V59H168ZM173 58H174V55H173ZM189 58H190V56H189ZM237 58V57H236ZM242 59H243V57H241ZM6 59V58H5ZM17 60L16 61H18L19 59L18 58H16ZM76 59H78V58H76ZM87 59V60H88ZM92 59H94V56H93V58ZM97 59H99V58H97ZM105 59V58H104ZM117 59V58H116ZM147 59H148V57H147ZM151 59V58H150ZM184 58H182V60H183ZM191 60H192V58H190ZM189 59V60H190ZM240 59V58H239ZM8 60H11V62L13 61V59H11V58H9ZM112 60H113V58H112ZM124 61L126 60V59H123ZM146 60V59H145ZM144 60V61H145ZM153 60H157V59H153ZM152 60V61H153ZM175 60V59H174ZM7 61V60H6ZM15 61V60H14ZM13 61V62H14ZM20 62L22 61V60H19ZM49 61V62H48ZM110 61V60H109ZM117 61V60H116ZM122 61V60H121ZM123 61V62H124ZM143 61V62H144ZM147 61V60H146ZM159 61H161L160 59H159ZM171 61V60H170ZM185 61H186V57H185ZM3 62H5V61H3ZM45 62H47V63H49V64H47V63H45ZM56 62V61H55ZM92 62H94V61H92ZM99 62H100V64L102 63V59H101V61H100V59H99ZM104 62V61H103ZM105 62H107L106 60H105ZM114 62V61H113ZM123 62H122V64H123ZM131 62V61H130ZM134 62V61H133ZM135 62H137V61H135ZM157 62V61H156ZM162 62V61H161ZM176 62H177V60H176ZM2 63V62H1ZM8 63H10V62H8ZM14 63H16V62H14ZM61 63V64H62ZM91 63V62H90ZM88 64V65H92L93 66V64ZM124 63H126V62H124ZM127 63H128V61H127ZM140 63V62H139ZM146 63V62H145ZM158 63V62H157ZM165 63H167V62H165ZM4 64V63H3ZM61 64H59L60 66H62ZM96 64V63H95ZM98 64V63H97ZM118 64V63H117ZM143 64V63H142ZM152 64H155L154 63V61H153V63ZM162 64V63H161ZM11 65V64H10ZM16 65V64H15ZM55 65V64H54ZM58 65V64H57ZM58 65V66H59ZM71 65H73V64H71ZM99 65V64H98ZM107 65H109V64H107ZM115 65V64H114ZM124 65V64H123ZM126 65V64H125ZM124 65V66H125ZM144 65V64H143ZM158 65H160V64H158ZM166 65V64H165ZM164 65V63H163V66H165ZM168 65V64H167ZM16 66V67H17ZM64 66V65H63ZM100 66V65H99ZM99 66L97 67V70H98V68H99ZM104 66H106V63L103 65V67ZM110 66V65H109ZM111 66H113L112 64H111ZM130 66V65H129ZM139 66V65H138ZM146 65H144V67H145ZM154 66V65H153ZM157 66V65H156ZM162 66V67H163ZM14 67V66H13ZM56 67V66H55ZM95 67H96V65H95ZM101 68H102V64H101V66H100ZM117 67H118V65H117ZM116 67V68H117ZM120 67V66H119ZM128 67V66H127ZM126 67V68H127ZM152 67V66H151ZM150 67V68H151ZM155 67V66H154ZM158 67V66H157ZM166 67V66H165ZM231 67V66H230ZM4 68V67H3ZM60 68H62V67H60ZM66 69H67V67H65ZM76 68V67H75ZM94 68V67H93ZM105 68V67H104ZM110 68H113V67H110ZM110 68H108V69H110ZM139 68V67H138ZM143 68V67H142ZM167 68V67H166ZM183 68V67H182ZM231 68H233V67H231ZM1 69V68H0ZM5 69H6V67H5ZM13 69V68H12ZM64 69V68H63ZM69 69V68H68ZM88 69H90V67L88 68ZM121 69L123 70V68L121 67ZM136 69V68H135ZM147 69L149 70V67H147ZM152 69V68H151ZM158 69H160L159 67H158ZM168 69V68H167ZM236 69V68H235ZM2 70V69H1ZM0 70V71H1ZM7 70V69H6ZM20 70H22V72H20L19 73V71ZM45 73H44V76H42V78H44L45 77V80L46 79H48L49 80V78H47V76L48 75H52L51 74V72L54 70V67H52V66H48V67H46L45 69ZM60 70V69H59ZM96 70V69H95ZM103 70V69H102ZM113 70V69H112ZM111 70V71H112ZM119 70H120V68H119ZM122 70H120V71H122ZM143 70H145V69H143ZM239 70V69H238ZM260 70V69H259ZM61 71V70H60ZM68 71H70V69L68 70ZM72 71V70H71ZM70 71V72H71ZM75 71V70H74ZM99 71H100V69H99ZM103 71H105V70H103ZM106 71L109 73V72H111V71H108L107 69H106ZM116 71H118V69L116 70ZM127 71V70H126ZM130 71V70H129ZM139 71V70H138ZM146 71V70H145ZM153 71V70H152ZM151 71V73H154V72H152ZM162 71H164L163 69H162ZM169 71V70H168ZM212 71V70H211ZM227 71V70H226ZM231 71V70H230ZM233 71H234V69H233ZM232 71V72H233ZM4 72V71H3ZM55 72V71H54ZM64 72V71H63ZM90 72V71H89ZM107 72H106V74H107ZM160 72H161V70H160ZM213 72H215V71H213ZM213 72H212V75H213V77H215L214 76V74H213ZM219 72H221V70L219 71ZM6 73H8V70H7V72ZM65 73V72H64ZM66 73H67V71H66ZM69 73V72H68ZM67 73V74H68ZM75 72H74V75L76 74ZM99 73V72H98ZM104 72H102V74H103ZM112 73H114V71H112ZM135 73H136V71H135ZM170 73V72H169ZM172 73V72H171ZM216 73V72H215ZM59 74V76L57 77V78H59V77H61L60 75H61V73H58ZM70 74V73H69ZM72 74V73H71ZM88 74V73H87ZM91 74V73H90ZM111 74V73H110ZM115 74H117V73H115ZM125 74V73H124ZM131 74V73H130ZM130 74H128V75H130ZM137 75L138 74H140V73H136ZM149 74V73H148ZM162 74H163V72H162ZM165 74V73H164ZM217 74V73H216ZM220 74V73H219ZM223 74V73H222ZM222 74H221V76H222ZM1 76H2V74H0ZM64 75V74H63ZM62 75V76H63ZM104 75V74H103ZM118 75V74H117ZM123 75V74H122ZM132 76H133V74H131ZM144 75V74H143ZM166 75H167V73H166ZM172 75V74H171ZM232 75V74H231ZM4 76V78H5V75H3ZM8 75H6V77H7ZM53 76V75H52ZM52 76H50V77H52ZM65 76H66V74H65ZM69 76V75H68ZM85 77H86V75H84ZM98 76H100V75H97V77ZM145 76H147L148 78L151 76V74H150V76H148L147 75V73H146V75ZM154 76V75H153ZM160 76V75H159ZM223 76H224V74H223ZM222 76V78H224ZM233 76H235V74L233 75ZM67 77V76H66ZM71 77H72V75H71ZM78 77V76H77ZM91 77H92V74H91ZM109 76H107V78H108ZM113 77H115L114 75H113ZM123 77V76H122ZM126 77H128L127 75L125 76V78ZM135 77V76H134ZM140 77V76H139ZM146 77V78H147ZM171 77H174V76H170V78ZM256 77V76H255ZM262 77V76H261ZM10 78V77H9ZM53 78V77H52ZM62 78V77H61ZM76 78V77H75ZM93 78V77H92ZM102 78V77H101ZM115 78H117V77H115ZM115 78H113V80L115 79ZM129 78V77H128ZM131 78V77H130ZM138 78V77H137ZM161 78H163L162 77V75H161ZM165 78V77H164ZM182 78V77H181ZM257 78V77H256ZM260 78V77H259ZM0 79H2V78H0ZM7 79V78H6ZM51 79V78H50ZM54 79V78H53ZM53 79H51L50 81L51 82H53L56 86H58L57 84H59L58 82H57V79H55L54 81H52ZM69 79V78H68ZM74 79V78H73ZM73 79H70V80H73ZM83 79H85V78H83ZM96 79V78H95ZM98 79V78H97ZM118 80H119V78H117ZM150 79H151V77H150ZM177 79V78H176ZM180 79V78H179ZM215 79V78H214ZM226 79V78H225ZM227 79H229V78H227ZM231 79H232V76H231ZM235 79H236V77H235ZM253 79H255V78H253ZM262 79V78H261ZM8 80V79H7ZM6 80V81H7ZM59 80H61V79H59ZM65 80V79H64ZM76 80H78V79H76ZM88 80H90V78L88 79ZM100 80V78L98 79V81ZM116 80V79H115ZM124 80V79H123ZM126 80V79H125ZM137 80V79H136ZM136 80H134V81H136ZM144 80H145V78H144ZM148 80V79H147ZM164 80V79H163ZM162 80V81H163ZM166 80V79H165ZM233 81H234V78L232 79ZM3 81H5V80H3ZM47 81V80H46ZM69 81V80H68ZM80 81V80H79ZM86 81V80H85ZM91 81V80H90ZM101 81V80H100ZM99 81V82H100ZM109 81V80H108ZM120 81H122L121 80V76H120ZM131 81V80H130ZM214 81V80H213ZM221 81V80H220ZM226 81V80H225ZM233 81H232V83H233ZM244 81V80H243ZM246 81V80H245ZM245 81H244V83H245ZM249 81H250V79H249ZM251 81H252V79H251ZM253 81H255V80H253ZM252 81V82H253ZM257 81H258V79L253 83L256 87L258 86V87H260V84L259 83H257ZM261 81V80H260ZM264 81V80H263ZM0 82H2V81H0ZM39 82V81H38ZM41 82V81H40ZM44 82V84H48V82H46L45 83V81H43ZM66 81H64V83H65ZM83 82V81H82ZM87 82V81H86ZM92 82H93V80H92ZM116 81H113V83H115ZM118 82V81H117ZM116 82V83H117ZM123 82V81H122ZM128 82V81H127ZM138 82V81H137ZM177 82V81H176ZM4 83V85H5V82H3ZM2 83V84H3ZM42 83V82H41ZM52 83V84H53ZM67 83H70V82H67ZM88 83V82H87ZM91 83V82H90ZM94 83V82H93ZM95 83H97V81H95ZM103 83H105V81L103 82ZM107 83V82H106ZM141 83V82H140ZM163 83V82H162ZM227 83H230V84H232L231 83V81L229 80H227ZM234 83H235V81H234ZM247 83H249L248 81H247ZM37 85H38V83H36ZM35 84V85H36ZM46 84V85H47ZM63 84V83H62ZM72 84V85H71ZM79 84V83H78ZM83 84V83H82ZM98 84V83H97ZM108 84V83H107ZM111 84V83H110ZM110 84H108L107 86H108V88H111V87H109V86H111ZM136 84V83H135ZM142 84H143V82L141 83V86H142ZM176 84V83H175ZM179 84V83H178ZM217 84V83H216ZM239 84V83H238ZM238 84H236L237 86H239L240 87V85H238ZM241 84H243V83H241ZM251 84V83H250ZM262 84V83H261ZM4 85H2V86H4ZM36 85V86H37ZM50 85V84H49ZM49 85H47V86H49ZM66 85V84H65ZM70 85L71 86H69V87H71V88H73L72 86H73V83H70ZM76 85V84H75ZM74 85V86H75ZM81 85V84H80ZM79 85V86H80ZM84 85H86V86H88V84H85L84 83ZM119 85H120V83H119ZM118 85V86H119ZM122 85H125V83H123ZM127 85H129V82H128V84ZM133 85H134V83H133ZM173 85H174V83H173ZM218 85V84H217ZM233 85H235V84H232V86ZM254 85H252L253 86V89H254ZM263 85V84H262ZM6 86V85H5ZM17 86H19V87H17ZM53 87L51 88V90L54 88V85H52ZM55 86V87H56ZM60 86H61V84H60ZM60 86H58V87H60ZM64 86V85H63ZM82 86V85H81ZM80 86V87H81ZM85 86V89H80L82 92H84V95L86 96V94L88 93V92H86V91H88V90H86V87ZM92 86H93V84H92ZM99 86V85H98ZM101 86L103 87V85L101 84ZM117 86V87H118ZM164 86V85H163ZM179 86V85H178ZM219 86V85H218ZM243 86H246V85H243ZM249 86V85H248ZM7 87V86H6ZM15 87V88H14ZM16 87L18 88V89H16ZM42 87H43V85H42ZM42 87H40L41 89H42ZM45 87V86H44ZM90 88H91V86H89ZM100 87V86H99ZM116 87V88H117ZM132 87V86H131ZM136 87H139V86H136ZM174 87V86H173ZM210 87H213V86H210ZM247 87V86H246ZM1 88V87H0ZM21 88V87H20ZM35 88V87H34ZM36 88H38V87H36ZM47 88V87H46ZM50 88V87H49ZM62 88V87H61ZM60 88V89H61ZM64 88H66V87H64ZM75 88V87H74ZM82 88V87H81ZM93 88H97L96 86L95 87H93ZM122 89H123V87H121ZM134 88V87H133ZM144 88V87H143ZM171 88V87H170ZM176 88V87H175ZM217 88V87H216ZM262 88V87H261ZM29 89H30V87H29ZM33 89V88H32ZM31 89V90H32ZM77 89H79V87H77ZM92 89V88H91ZM113 89H115V88H113ZM121 89V90H122ZM126 89H128V88H126ZM125 89V90H126ZM140 89H142V87L140 88ZM248 89V88H247ZM257 89V88H256ZM2 90H3V88H2ZM1 90V91H2ZM22 90V92L24 93V92H26V91H24L23 90V88L21 89ZM21 90H18V91H21ZM30 90V91H31ZM40 90V89H39ZM43 91L45 90L44 88L42 89ZM47 90V89H46ZM55 90V89H54ZM56 90H58V89H56ZM70 90V89H69ZM79 90V91H80ZM93 90V89H92ZM91 90V91H92ZM100 90V89H99ZM104 90H106V89H104ZM118 90V89H117ZM120 90V89H119ZM144 90V89H143ZM141 91V92H143L144 93V91ZM166 90H168V89H166ZM170 90V89H169ZM216 90V89H215ZM262 90V89H261ZM4 91V90H3ZM2 91V92H3ZM33 91H36V90H33ZM33 91H31V92H33ZM43 91H42V93H43ZM47 91H50L49 89L47 90ZM53 91V90H52ZM71 91V90H70ZM75 91V90H74ZM73 91V92H74ZM78 91V92H79ZM90 91V92H91ZM109 91V90H108ZM107 91V92H108ZM111 91H112V89H111ZM111 91L110 92H108V93H110L111 94ZM115 91H116V89H115ZM138 91V90H137ZM210 91H212V90H210ZM217 91V90H216ZM239 91H240V89H239ZM244 91V90H243ZM242 91V92H243ZM252 91V90H251ZM257 91H259V88L257 89ZM27 92H29V90L27 89ZM30 92V93H31ZM37 93H38V91H36ZM44 92H46V91H44ZM56 92V91H55ZM58 92H61V90H59ZM63 92V91H62ZM94 92H95V89H94ZM100 92V94H101V91H99ZM120 92V91H119ZM123 93H124V90L122 91ZM130 92V91H129ZM141 92H139V95L141 94ZM213 92H214V89H213ZM220 91H218V93H219ZM241 92V93H242ZM245 92V91H244ZM260 92V91H259ZM258 92V93H259ZM17 92H15V94H16ZM21 93V92H20ZM29 93V94H30ZM41 93V92H40ZM39 93V94H40ZM47 93V92H46ZM51 93V91L48 93V96H49V101H48V99H47V101L48 102H50V103H53V101L55 102L56 100H54V97H56L55 95H54V93H51V95H49ZM57 93V92H56ZM55 93V94H56ZM70 93V92H69ZM72 93V92H71ZM75 93H77V90H76V92ZM105 94H106V92H104ZM113 94H114V92H112ZM116 93H118V91L116 92ZM217 93V92H216ZM245 93H247V92H245ZM249 93V92H248ZM262 93H263V90H262ZM11 94V93H10ZM17 94H19V92L17 93ZM22 94V93H21ZM25 94V93H24ZM29 94H27L26 96H28ZM62 94V93H61ZM65 93H63V95H64ZM74 94V93H73ZM77 94H79V93H77ZM133 94H134V92H133ZM169 94V93H168ZM23 95V94H22ZM31 95V94H30ZM32 95H34V94H32ZM69 95V94H68ZM71 95V94H70ZM76 95V94H75ZM74 95V96H75ZM82 95V94H81ZM84 95H82V96H84ZM129 95H130V93H129ZM128 95V96H129ZM167 95V94H166ZM246 95H248V94H246ZM251 95V94H250ZM256 95H257V93H256ZM7 96H10L9 94L7 95ZM7 96H6V98H7ZM17 96V95H16ZM25 96V95H24ZM25 96V97H26ZM40 96V95H39ZM44 96V95H43ZM43 96L41 97L40 96V98H42V100L44 101V99H43ZM58 97H59V94L57 95ZM61 96V95H60ZM92 96V95H91ZM113 96V95H112ZM115 96H117L116 94H115ZM119 96V95H118ZM116 97V98H119V97ZM127 96V95H126ZM130 96H132V95H130ZM143 96V95H142ZM171 96H172V94H171ZM249 96V95H248ZM261 96H263V95H261ZM260 96V97H261ZM24 97V98H25ZM28 97H30V96H28ZM27 97V98H28ZM32 97V98H31ZM30 98L31 99H33L34 97L33 96H31ZM36 97V96H35ZM57 97V98H58ZM76 97V96H75ZM102 97V96H101ZM107 97V96H106ZM114 97V96H113ZM121 97H124V96H122L121 95ZM120 97V98H121ZM134 97H137V96H134ZM168 97V96H167ZM24 98L22 99V101H25L24 100ZM26 98V99H27ZM30 98L28 99V100H30ZM39 98V97H38ZM61 98H62V96H61ZM70 98H71V96H70ZM86 98V97H85ZM103 98V97H102ZM112 97H110V99H111ZM115 98V97H114ZM128 97H126L125 98V100L127 99ZM248 98V97H247ZM15 99H19V98H16L15 97V95L14 94H11V96L9 97V98H7V100L5 99V102L3 101V102H1L0 101V108H2V107H5L6 108V110L8 111V112H10V113H15V114H17L19 111H25L26 112V108H27V106L26 105H24L22 102H20V101H18V100H15ZM35 100H36V98H34ZM46 99V98H45ZM60 99V98H59ZM66 99V98H65ZM68 99V98H67ZM110 99H109V97H108V100L110 101ZM138 99V98H137ZM141 99V98H140ZM167 99V98H166ZM173 99H174V97H173ZM1 100V99H0ZM3 100V99H2ZM34 100V101H35ZM40 100V99H39ZM61 100H63V99H61ZM69 100V99H68ZM78 100V99H77ZM85 100V99H84ZM116 99H114V101H115ZM125 100H123L125 103H126V101ZM168 100V99H167ZM166 100V101H167ZM172 100V99H171ZM57 101H59V100H57ZM65 101V100H64ZM71 101V100H70ZM79 101V100H78ZM113 101V102H114ZM47 102V103H48ZM62 102V101H61ZM61 102H59L60 104H61ZM66 102L67 103H69L67 100H66ZM66 102H65V104H66ZM72 102H73V100H72ZM26 103V102H25ZM28 103V105L30 106V104H31V106H33V105H35V104H33V102H31V103H29V101L27 102ZM26 103V104H27ZM35 103H36V101H35ZM44 103V102H43ZM46 103V101H45V104H47ZM63 103V102H62ZM84 104L82 105V107L80 108L81 109V113H82V115L84 116V117H86V118H91V112L92 111H94V110H100V109H102L104 106H103V104H102V102H101V100H99V98H97L96 97V99L94 100V99H92V98H90L89 96H87V98H86V100H85V102H83ZM111 103V102H110ZM258 103H260V102H258ZM263 103H264V101H263ZM70 104V103H69ZM76 104H77V102H76ZM175 104V103H174ZM42 105V104H41ZM52 105V104H51ZM51 105H49V106H51ZM62 106H63V104H61ZM60 105V106H61ZM74 105V104H73ZM111 105V104H110ZM137 105V104H136ZM171 105V104H170ZM38 106H39V104H38ZM44 106V105H43ZM54 106H55V103H54ZM54 106H52L53 108H54ZM58 105H56V107H57ZM69 106V105H68ZM72 105H70V107H71ZM79 106V105H78ZM172 106V105H171ZM37 107V106H36ZM44 107H46L45 109H47V108H49V107H47V106H44ZM55 107V108H56ZM66 107H67V105H66ZM65 107V108H66ZM69 107V108H70ZM75 107H77V106H75ZM80 107V106H79ZM113 107V106H112ZM141 107V106H140ZM40 108V107H39ZM110 108V107H109ZM139 108V107H138ZM138 108H136V109H138ZM33 109V108H32ZM50 109V108H49ZM63 109V108H62ZM67 109V108H66ZM73 109V108H72ZM71 109V110H72ZM119 109H121V108H119ZM118 109V110H119ZM145 108H143V110H144ZM1 110V109H0ZM52 110V109H51ZM56 111V109H53L52 111ZM70 110V109H69ZM75 110V109H74ZM77 110V109H76ZM75 110V111H76ZM125 110V109H124ZM33 111V110H32ZM40 112H41V110H39ZM59 111H60V108H59ZM68 111V110H67ZM67 111H65V112H67ZM112 111H113V109H112ZM111 111V112H112ZM136 111V110H135ZM6 112V111H5ZM7 112V113H8ZM17 112V113H16ZM28 112H30V111H28ZM34 112V111H33ZM36 112V111H35ZM43 112H44V110H43ZM46 112H48V111H46ZM72 112V111H71ZM74 112V111H73ZM77 112V111H76ZM125 112V111H124ZM139 112V111H138ZM2 113V112H1ZM20 113V112H19ZM18 113V114H19ZM49 113H51V111H49ZM48 113V114H49ZM144 113H145V111H144ZM30 114H32V113H30ZM30 114L27 116L28 117V119H29V116H30ZM38 114V113H37ZM43 114V113H42ZM42 114H40V115H42ZM59 114H60V112H59ZM58 114V115H59ZM73 114V113H72ZM72 114H67L68 116H70V119H71V117H72ZM4 115V114H3ZM7 115L8 114H6L4 117H5V119L6 118H8L7 117ZM10 115H12L13 116V114H10ZM19 115H21V114H19ZM46 114H43L42 116H45ZM51 115V114H50ZM58 115H56V116H58ZM63 115V114H62ZM64 115L66 116V114L64 113ZM142 115V114H141ZM18 116V115H17ZM22 116H24V115H22ZM34 116V115H33ZM48 116V115H47ZM73 116H74V114H73ZM79 115H77L76 116V119H77V117H78ZM10 117V116H9ZM14 117V116H13ZM21 117V116H20ZM32 117V116H31ZM38 117V116H37ZM2 118V120L4 119L3 118V116L1 117ZM23 118H25V117H23ZM46 118V117H45ZM61 118H63V116L61 117ZM68 118V117H67ZM66 118V119H67ZM12 119V118H11ZM13 119H15V118H13ZM33 119V118H32ZM38 118H36V120H37ZM40 119H42V117H40ZM47 119V118H46ZM2 120H0V121H2ZM8 120H10L9 118H8ZM21 120H23V119H21ZM39 120V119H38ZM43 120V119H42ZM41 120V121H42ZM50 120V122H53V119H52V116H51V118L49 119ZM48 119H47V121H49ZM81 120H83V118L81 119ZM26 121H27V119H26ZM45 121V120H44ZM65 121V120H64ZM69 121H72V120H69ZM97 121V120H96ZM3 122H4V120H3ZM2 122V123H3ZM6 122L8 123V121L6 120ZM16 122H17V120H16ZM21 122V121H20ZM33 122H35V120L33 121ZM68 122V121H67ZM5 123V122H4ZM14 123V122H13ZM21 123H23V122H21ZM27 123H29V122H27ZM45 123V122H44ZM60 123H61V121H60ZM66 123V122H65ZM73 123V122H72ZM75 123H77V125H78V122H77V120H76V122ZM10 124H12L11 122H10ZM19 124V123H18ZM30 124V123H29ZM36 125H37V122L35 123ZM38 124H41L40 123V121L38 122ZM68 123H66L65 125H63L64 127L67 125ZM69 124H70V122H69ZM74 124V123H73ZM96 124V123H95ZM6 123H5V125H1V127H4V128H6ZM15 125V124H14ZM46 125V124H45ZM47 125H48V123H47ZM56 125V124H55ZM61 125V124H60ZM74 125H76V124H74ZM7 126H10V125H7ZM28 126V125H27ZM30 126H32V125H30ZM52 126V125H51ZM50 126V127H51ZM54 126V125H53ZM57 126H59L58 124H57ZM70 126V125H69ZM26 127V126H25ZM71 127V126H70ZM70 127H67V128H70ZM20 128H22V127H20ZM27 128V127H26ZM31 128V127H30ZM39 128V127H38ZM41 128H44L43 127V125H42V127ZM48 128V127H47ZM11 129V128H10ZM13 129V128H12ZM11 129V130H12ZM34 129V128H33ZM35 129H37L36 127H35ZM45 129V128H44ZM57 129H58V131H59V128L57 127ZM66 129V128H65ZM2 130V129H1ZM11 130H7L6 129V132L8 131H11ZM14 130V129H13ZM18 130H20V129H18ZM22 130V129H21ZM20 130V131H21ZM26 130H29V129H26ZM32 130V129H31ZM88 130V129H87ZM3 131V130H2ZM33 131H36V130H33ZM39 131H41V130H39ZM46 131H47V129H46ZM83 131V130H82ZM81 131V132H82ZM85 131V130H84ZM5 133V134H9V133ZM15 132V131H14ZM13 132V133H14ZM23 132V131H22ZM29 132V131H28ZM31 132V131H30ZM42 132V131H41ZM41 132H39L40 134H41ZM45 132V131H44ZM60 132V131H59ZM65 132V131H64ZM63 132V133H64ZM1 134L3 133V132H0ZM26 133V132H25ZM32 133V132H31ZM49 133V132H48ZM47 133V134H48ZM67 133V132H66ZM85 133V132H84ZM84 133H83V135H84ZM0 134V135H1ZM10 134H11V132H10ZM30 134V133H29ZM33 134V133H32ZM37 134H38V132H37ZM80 134H82V133H80ZM86 134V133H85ZM6 135V136H7ZM12 135V134H11ZM20 135H22V134H20ZM26 135V134H25ZM33 135H35L36 136V134H33ZM42 136H44V134H41ZM66 135V134H65ZM64 135V136H65ZM99 135V134H98ZM2 136V135H1ZM29 136V135H28ZM45 136H46V134H45ZM59 136V137H58ZM57 137L58 138H61L60 136V134L58 135ZM82 136V135H81ZM85 136V135H84ZM3 137V136H2ZM2 137H0V138H2ZM15 137V136H14ZM22 137V136H21ZM30 137V136H29ZM32 137V136H31ZM41 137V136H40ZM48 138H49V136H47ZM66 137H67V140H69L68 139V136L66 135ZM87 137V136H86ZM5 138V137H4ZM7 138H8V136H7ZM9 138H10V136H9ZM16 139H17V137H15ZM22 138H24V137H22ZM21 138V139H22ZM25 138H26V136H25ZM47 138V139H48ZM82 138H83V136H82ZM89 138V137H88ZM13 139V138H12ZM20 138L18 139V140H21ZM43 139H46V138H44L43 137ZM52 139H54V138H52ZM87 139V138H86ZM91 139V138H90ZM94 139V137L91 139V140H93ZM1 140H3V139H1ZM5 140H6V138H5ZM18 140H17V142H18ZM25 140V139H24ZM31 140H32V138H31ZM42 140V139H41ZM50 140V139H49ZM66 140V141H67ZM101 140V139H100ZM7 142H9L10 141V139H8V140H6ZM28 141H29V139H28ZM42 141H44V140H42ZM54 142L56 141V143H57V140H53ZM65 141V142H66ZM83 141V140H82ZM11 142H13V140L11 141ZM22 143H23V141H21ZM25 142H26V140H25ZM34 141H32V143H33ZM35 142H37V141H35ZM41 142V141H40ZM70 142V141H69ZM89 142V141H88ZM28 143V142H27ZM45 143V142H44ZM49 143H50V141H49ZM49 143H48V145H49ZM61 143V142H60ZM67 143H68V141H67ZM82 143H85V140H84V142H82ZM86 143H87V141H86ZM90 143V142H89ZM93 143V142H92ZM3 144H4V141H3ZM3 144H1V147H2V145ZM9 144H10V146H11V143L9 142ZM50 144H52V143H50ZM58 144V143H57ZM63 144H64V142H63ZM73 144V143H72ZM71 144V145H72ZM6 145V144H5ZM16 145V144H15ZM18 145V144H17ZM17 145L15 146V147H17ZM28 145V144H27ZM33 145V144H32ZM40 145H41V143H40ZM60 145V144H59ZM66 145V144H65ZM9 146V145H8ZM7 146V147H8ZM20 146V145H19ZM18 146V147H19ZM24 146V145H23ZM29 146V145H28ZM66 146H68V145H66ZM74 146V145H73ZM72 146V147H73ZM87 146V145H86ZM0 147V148H1ZM12 147H14V145L13 146H11V148ZM17 147V149H23V148H18ZM3 148V147H2ZM1 148V149H2ZM6 148V147H5ZM10 148V147H9ZM32 148V147H31ZM41 148H43V146L41 147ZM52 148V147H51ZM57 148H58V146H57ZM65 148V147H64ZM74 148V147H73ZM87 148V147H86ZM92 148V147H91ZM16 149V150H17ZM36 149V148H35ZM61 149V148H60ZM69 149H70V147H69ZM76 147H75V152H76ZM10 150V149H9ZM14 151H15V149H13ZM26 150V149H25ZM29 150H31V149H29ZM37 150V149H36ZM43 150H46V149H44L43 148ZM53 150V149H52ZM71 150V149H70ZM88 150V149H87ZM6 151V150H5ZM22 151V150H21ZM26 151H28V150H26ZM38 151V150H37ZM36 151V152H37ZM72 151V150H71ZM91 152H92V150H90ZM2 152V151H1ZM0 152V153H1ZM20 152V151H19ZM32 152L34 153L35 151H33V149H32ZM43 152V151H42ZM41 152V153H42ZM46 152V151H45ZM48 152V151H47ZM51 151H49V153H50ZM53 152V151H52ZM60 152H63V151H60ZM65 152H66V150H65ZM67 152H69V150H67ZM66 152V153H67ZM90 152V153H91ZM15 153V152H14ZM17 153H18V150H17ZM21 153V152H20ZM32 153V154H33ZM39 153V152H38ZM53 153H55V152H53ZM70 153V152H69ZM71 153H73V151L71 152ZM94 153V152H93ZM25 154V153H24ZM28 154V153H27ZM26 154V155H27ZM31 154V153H30ZM52 154V153H51ZM57 154V153H56ZM63 154V153H62ZM3 155H6L5 153L3 154ZM15 155L16 154H14V157H15ZM35 155V154H34ZM37 155V154H36ZM39 155H40V153H39ZM67 155H69V154H67ZM73 155H74V153H73ZM80 155V154H79ZM9 156V155H8ZM7 156V157H8ZM11 156V155H10ZM9 156V157H10ZM20 156H21V154H20ZM19 155H18V158L20 157ZM32 156V155H31ZM59 156V155H58ZM64 156H65V153H64ZM4 157H6V156H4ZM23 157H24V155H23ZM27 157V156H26ZM37 157H38V155H37ZM54 157V156H53ZM67 157V156H66ZM76 156H74V158H75ZM91 157V156H90ZM0 158H1V156H0ZM22 158V157H21ZM30 158V157H29ZM35 158V157H34ZM43 158V159H42ZM70 158H73L72 156L70 157ZM70 158L68 159V161L70 160ZM78 158V157H77ZM76 158V159H77ZM85 158V157H84ZM24 159V158H23ZM39 159H42V160H40V161H43L44 160V157L43 156H41V157H39ZM50 159V158H49ZM79 159V158H78ZM86 159V158H85ZM88 159H90L89 157H88ZM2 160H4L3 158H2ZM15 160V159H14ZM13 160V161H14ZM19 160H21V159H19ZM26 160V159H25ZM31 160H33L32 158H31ZM50 160H52L53 161V159H50ZM49 160V161H50ZM1 161V160H0ZM16 161V160H15ZM37 161V163L35 164V163H33V165H31L30 164V166L28 167V168H26V169H24V171H25V174H24V178L23 177H16V178H14V176H13V178L14 179H10V181H9V183H7L9 186H12V187H17V189H21L22 187H23V189H25L24 187L25 186H28V187H43V189H44V187H49V185H51V183L49 182L50 181V177H51V175H50V173H52V171L48 174L47 172L48 171H46L45 172V170H44V165H43V163L42 162H40L39 160H36ZM39 161V162H38ZM62 161V160H61ZM71 161H72V159H71ZM71 161H69V163L66 161V164H67V166L64 168L63 166V168H64V170L62 171L61 169H60V175L61 174H63L64 175V173L66 172V171H68L69 172V170H67V168H69V164L71 163ZM85 161V160H84ZM7 162V161H6ZM9 162H11V161H9ZM16 162H18V161H16ZM22 163H23V160L21 161ZM29 162V161H28ZM28 162H26V163H28ZM30 162H33V161H30ZM35 162V161H34ZM12 163H14V162H12ZM25 163V161H24V164H26ZM56 163V162H55ZM89 163V162H88ZM7 164H10V163H6V165ZM15 164V163H14ZM65 164V165H66ZM86 164V163H85ZM17 165V167L18 168H20L19 169V171L21 170V168H22V165H21V163H18V164H16ZM15 165V166H16ZM47 165V164H46ZM49 166L50 165H52V163L51 164H48ZM47 165V166H48ZM73 165V164H72ZM76 165H77V169H78V164H77V162H76ZM80 165V164H79ZM15 166H13V168L15 167ZM23 166H25V165H23ZM53 166H55V164L53 165ZM70 166H71V164H70ZM58 167V166H57ZM76 167V166H75ZM82 167H83V164H82ZM4 168V167H3ZM123 168V167H122ZM5 170H6V168H4ZM10 169V168H9ZM17 169V168H16ZM48 169L49 170H51L50 169V167H48ZM75 169V168H74ZM73 169V170H74ZM82 169H85V168H82ZM81 169V170H82ZM121 169V168H120ZM79 170V169H78ZM2 171V170H1ZM8 171V170H7ZM83 171V170H82ZM6 172V171H5ZM68 172H67V174H68ZM74 172V171H73ZM79 172H80V170H79ZM3 173V172H2ZM19 173V172H18ZM58 173V172H57ZM84 173V172H83ZM22 174V173H21ZM74 174H75V172H74ZM82 174V173H81ZM4 175V174H3ZM16 175H17V172H16ZM57 175V174H56ZM58 175H59V173H58ZM58 175H57V177H58ZM63 175H62V177H63ZM8 176H10V173H8ZM55 176V175H54ZM6 177H7V174H6ZM69 177H71V176H69ZM8 178V177H7ZM6 178V179H7ZM10 178V177H9ZM20 178H22L21 180H19ZM64 178H66V177H64ZM0 179H1V177H0ZM29 179V180H28ZM54 179V178H53ZM56 179H58V178H56ZM72 179V178H71ZM122 179V178H121ZM60 180V179H59ZM85 180V179H84ZM1 181V180H0ZM3 181V180H2ZM54 182H56L55 180H53ZM60 181H62V180H60ZM67 181L68 180H66V183H67ZM74 181V180H73ZM79 181H81V180H79ZM86 181V180H85ZM116 181V180H115ZM4 182V181H3ZM53 182V183H54ZM75 182H77V181H75ZM60 183V182H59ZM56 184V183H55ZM82 184H84L83 183V179H82ZM54 185V184H53ZM61 185V184H60ZM74 185H77L76 183L75 184H73V186ZM62 186V185H61ZM72 186V185H71ZM2 187V186H1ZM1 187H0V189H1ZM68 187H70V186H68ZM78 187H79V185H78ZM121 187V186H120ZM7 188H9V187H7ZM6 188V189H7ZM14 189V188H13ZM16 189V188H15ZM29 189V188H28ZM36 189V188H35ZM34 189V190H35ZM46 189V188H45ZM44 189V191H47V190H45ZM53 189V188H52ZM52 189H50V190H52ZM64 189V188H63ZM33 190V189H32ZM31 190V191H32ZM37 190H38V188H37ZM49 190V191H50ZM54 190V189H53ZM65 190V189H64ZM64 190H62V191H64ZM1 191V190H0ZM7 191V193H8V190H6ZM40 191H41V189H40ZM55 191V190H54ZM66 191V190H65ZM64 191V192H65ZM10 192V191H9ZM21 192V191H20ZM26 192H27V190H26ZM35 192V191H34ZM48 192V191H47ZM22 193V192H21ZM28 193V192H27ZM58 193H60L59 191L57 192V194ZM15 194V193H14ZM16 194H18V193H16ZM35 194V193H34ZM42 194H43V192H42ZM50 194H51V192H50ZM49 194V195H50ZM53 194H54V192H53ZM53 194H51L50 196V198L51 199H53V197H56V199H57V197H60L59 195H56V194H54V195H56V196H54ZM4 195V194H3ZM2 195V196H3ZM11 195V194H10ZM13 195V194H12ZM25 195H27V194H25ZM32 195V194H31ZM48 195V194H47ZM65 196H62V198H64V199H67V197H66V193L64 194ZM5 196V195H4ZM6 196H8V195H6ZM5 196V197H6ZM20 196V195H19ZM24 196V195H23ZM39 196V195H38ZM41 196V195H40ZM39 196V197H40ZM32 197V196H31ZM43 197V196H42ZM9 198V197H8ZM7 198V199H8ZM14 198H16V197H14ZM28 198V197H27ZM41 198V197H40ZM46 198V196L45 197H43L42 199H40V200H44ZM50 198L48 197V200H50ZM2 199V198H1ZM0 199V200H1ZM4 199V198H3ZM6 199V200H7ZM11 199V198H10ZM9 199V200H10ZM20 199V198H19ZM22 199V198H21ZM32 199V198H31ZM36 200H38L39 201V199H36ZM47 200V201H48ZM62 200V199H61ZM3 201V200H2ZM2 201H1V203H2ZM12 201H16V199H14V200H12ZM26 201H28V200H25V203H26ZM31 201H34V199L33 200H31ZM30 201V202H31ZM41 201V202H42ZM51 201V200H50ZM20 202H22V201H20ZM19 202V203H20ZM35 202V201H34ZM115 202L116 201H114V203H113V206H114V204H115ZM14 203V202H13ZM32 203V202H31ZM52 203V202H51ZM58 203H59V201H58ZM64 203V202H63ZM67 204L69 203V202H66ZM3 204V203H2ZM8 204V203H7ZM17 204V203H16ZM21 204V203H20ZM26 204H28V203H26ZM36 204H37V202H36ZM46 204V203H45ZM54 204H56V203H54ZM9 205H11L10 203H9ZM9 205H0V230L2 231V232H4V233H2V235L0 234V240L4 243V248H6L7 247V249L9 250H12L13 252V255L14 256H16V257H18V256H20V254L18 253V252H15L14 251V248H16V246H17V244L18 243H16V240H18L19 241V239H20V241L21 242H24L25 244H28V242L30 241V240H34V238L36 237V234H34V232H35V230H36V228L35 227H31L30 228V230L28 229V231L27 232H24V230H26V229H24L23 231H21L20 233H14L15 232V230H14V225H15V222L17 221H15V218L14 217H17V216H15V215H17V210L15 211L16 213H14L13 211H11L12 210V208H11V210H10V208L8 207ZM29 206L31 205L30 203L28 204ZM27 205V206H28ZM32 205H34V203L32 204ZM31 205V206H32ZM42 206L41 204H39L38 203V206ZM48 205H50L49 203H48ZM48 205L46 206L45 205V207H48ZM122 205V204H121ZM25 206V205H24ZM36 206V205H35ZM16 207H18V206H16ZM15 207V208H16ZM55 207H58L57 205H55ZM116 207V206H115ZM115 207H113V208H115ZM14 208V209H15ZM19 208V207H18ZM22 208V207H21ZM20 208V209H21ZM49 208V207H48ZM127 208V207H126ZM130 208V207H129ZM19 209V210H20ZM31 209V208H30ZM45 209V208H44ZM61 209V212H62V208H60ZM111 207H110V205H109V210H108V212H107V216L108 215H110L111 217H112V219L114 220L113 222H111L113 225H118V223L119 224H127V223H129V217L127 216V215H124V216H121V217H115V216H113L111 213L113 212V210L111 209ZM33 210V209H32ZM21 211V210H20ZM23 211V210H22ZM40 211V210H39ZM129 211V210H128ZM134 211V210H133ZM23 212H25V210L23 211ZM28 212H30V210L29 211H27V214L29 215V213ZM33 212L35 213V214H33V215H36V209H34L33 210ZM52 212V211H51ZM58 212H59V210H58ZM68 212V211H67ZM131 212V211H130ZM42 213V212H41ZM46 213V212H45ZM125 213V212H124ZM123 213V214H124ZM38 214H40V213H38ZM121 214V213H120ZM131 214V213H130ZM52 215V214H51ZM51 215H49V222L51 223V224H53L54 223V221L52 220L53 219V217H54V215H53V217L51 216ZM116 215V214H115ZM19 216V215H18ZM25 216V215H24ZM31 216V215H30ZM39 216V215H38ZM41 216H44V214L43 215H41ZM47 216V215H46ZM56 216H58V214H56ZM117 216V215H116ZM139 216V215H138ZM215 216V215H214ZM27 217V216H26ZM68 216H66V218H67ZM104 217V216H103ZM132 217V216H131ZM133 217H134V215H133ZM18 218V217H17ZM34 218V217H33ZM44 218V217H43ZM65 218V217H64ZM99 218V217H98ZM106 218H109V217H106ZM105 218V219H106ZM135 218H137V217H135ZM20 219V218H19ZM28 219H30V217L28 216ZM27 219V220H28ZM41 219V218H40ZM68 219V218H67ZM102 219V218H101ZM24 220V219H23ZM33 220V219H32ZM39 220V219H38ZM57 220V219H56ZM60 220V219H59ZM97 220V219H96ZM103 220V219H102ZM22 221V220H21ZM20 221V222H21ZM40 221V220H39ZM61 221V220H60ZM69 221V220H68ZM98 222H99V220H97ZM104 221V220H103ZM105 222V221H104ZM103 222V223H104ZM109 222V221H108ZM133 222H134V220H133ZM133 222H132V220H131V226H137V224H138V222H137V224L136 225H134L133 224ZM18 223H19V221H18ZM59 223V222H58ZM67 223V222H66ZM69 223V222H68ZM67 223V224H68ZM100 223V222H99ZM30 224V223H29ZM39 223H38V221H37V225H38ZM60 224V223H59ZM130 224V223H129ZM19 225V224H18ZM54 225H55V223H54ZM57 225V224H56ZM112 225V226H113ZM25 226H27L28 227V225H25ZM48 227L50 226V224L49 225H47ZM69 226V225H68ZM68 226H67V229H68ZM111 226V227H112ZM53 227H55V226H53ZM110 227V228H111ZM117 227V226H116ZM115 226H114V228H116ZM120 227H122L121 225H120ZM125 227V226H124ZM124 227H122V228H124ZM127 227V226H126ZM251 227V226H250ZM45 228H47L46 226H45ZM52 228V227H51ZM51 228H50V230H51ZM104 228V227H103ZM107 228H109V227H107ZM107 228H105V229H107ZM141 228V227H140ZM249 230L251 229V228H249V227H247ZM71 229V228H70ZM125 230H127V228H124ZM124 229H123V234H124ZM247 229V230H248ZM13 230H14V232H13ZM20 230H22V229H20ZM49 230V229H48ZM230 230V229H229ZM45 231V230H44ZM43 231V232H44ZM57 232H58V230H56ZM67 231V230H66ZM72 231V230H71ZM139 231V230H138ZM54 232V231H53ZM114 232V234H115V231H113ZM127 232V231H126ZM139 232H142V231H139ZM59 233V232H58ZM61 233V232H60ZM68 233V232H67ZM108 233H110V232H108ZM143 233V232H142ZM38 234H40V239L42 238V235H41V233H38ZM38 234H37V236H38ZM46 234H47V232H46ZM111 234V233H110ZM119 234V233H118ZM121 234H122V232H121ZM141 234V233H140ZM47 235H51V234H47ZM107 235V234H106ZM106 235H104V236H106ZM117 235V234H116ZM120 235V234H119ZM138 235V234H137ZM46 236V235H45ZM52 236V235H51ZM50 236V237H51ZM108 236V235H107ZM19 237V239H16V238H18ZM53 237V236H52ZM56 237V236H55ZM110 236H108V238H109ZM140 237V235L138 236V238ZM107 238V237H106ZM111 238V237H110ZM110 238H109V241H110ZM114 239L113 240H116V237H113ZM118 238V237H117ZM37 239H39V237H37ZM49 239V238H48ZM65 239V238H64ZM105 239V238H104ZM125 239V238H124ZM127 239H129L128 237H127ZM144 239V238H143ZM152 239V238H151ZM119 240H121V237H120V239ZM19 241V242H20ZM35 241V240H34ZM55 241V240H54ZM151 241V240H150ZM49 242V240L47 241V243ZM149 242V241H148ZM36 243V242H35ZM104 243V242H103ZM107 243V242H106ZM109 243V242H108ZM120 243H121V241H120ZM152 243V242H151ZM20 244V243H19ZM57 244V243H56ZM114 244H115V242H114ZM117 244V243H116ZM176 244V243H175ZM49 245V244H48ZM47 245V246H48ZM54 245V244H53ZM63 245V244H62ZM105 245V244H104ZM25 246V245H24ZM35 246H36V244H35ZM58 246V245H57ZM56 246V247H57ZM117 246V245H116ZM140 246H142V245H140ZM1 247V246H0ZM52 247V246H51ZM69 247V246H68ZM112 247H113V249H114V245H112ZM143 247V246H142ZM155 247V246H154ZM159 247V246H158ZM3 248V247H2ZM4 248H3V251H6V250H4ZM20 248V247H19ZM22 248V247H21ZM24 248V247H23ZM65 248V247H64ZM109 248H110V246H109ZM139 248H141V247H139ZM151 248H152V246H151ZM160 248H162V247H160ZM18 249V248H17ZM16 249V250H17ZM30 249H33L34 251H35V249H34V247H31ZM66 249V248H65ZM142 249V248H141ZM140 249V250H141ZM25 250V249H24ZM32 250V251H33ZM46 249L44 248V251H45ZM52 251H53V248L51 249ZM149 250L151 251V249L149 248ZM105 251V250H104ZM139 251V250H138ZM42 252V251H41ZM45 252H47V250L45 251ZM54 252V251H53ZM100 252V251H99ZM144 252V251H143ZM1 253V252H0ZM8 253V252H7ZM48 253L49 252H47V253H45L46 255H48ZM137 253V252H136ZM2 254V253H1ZM4 254H5V252H4ZM11 253H9V255H10ZM25 254V253H24ZM29 254V253H28ZM33 254V253H32ZM45 254H44V256H45ZM56 254V253H55ZM153 254V253H152ZM157 254V253H156ZM8 255V254H7ZM6 255V256H7ZM22 255V254H21ZM25 255H27V253L25 254ZM24 255V256H25ZM31 255V254H30ZM59 255V254H58ZM101 255V254H100ZM138 255H139V253H138ZM2 256V255H1ZM11 256V255H10ZM31 256H34V255H31ZM99 256V255H98ZM142 255H140V257H141ZM143 256H144V254H143ZM151 256H153V255H151ZM157 256V255H156ZM260 256H261V254H260ZM26 257V256H25ZM39 257V256H38ZM37 257V258H38ZM46 257V256H45ZM97 257V256H96ZM2 258V257H1ZM8 258V257H7ZM40 258H41V256H40ZM60 258V257H59ZM146 258V257H145ZM153 258H155V257H153ZM260 258V257H259ZM262 258V257H261ZM4 259V258H3ZM6 259V258H5ZM10 259V258H9ZM8 259V260H9ZM62 259H64V257L62 258ZM135 259H138V258H135ZM150 259H152V258H150ZM7 260V261H8ZM34 260V259H33ZM42 260V259H41ZM48 260V259H47ZM59 260H61V259H58V261ZM155 260V259H154ZM157 260H159V258H157ZM260 260V259H259ZM262 260H263V258H262ZM1 261V260H0ZM45 261H46V259H45ZM57 261V262H58ZM98 261V260H97ZM149 260L147 259V262H148ZM2 262V264H3V261H1ZM18 262H19V259H18ZM21 262H22V260L20 261V263L19 264H21ZM44 261H42V263H43ZM51 262V261H50ZM53 262H55V261H53ZM52 262V263H53ZM56 262V264H59V263H57ZM139 262V261H138ZM153 262V261H152ZM10 263V262H9ZM12 263V262H11ZM38 263V262H37ZM41 263V264H42ZM133 263V262H132ZM137 263V262H136ZM143 263H144V261H143ZM150 263V262H149ZM148 263V264H149ZM160 263V262H159ZM260 263V262H259ZM258 263V264H259ZM34 264H36V263H34ZM43 264H47V261L45 262V263H43ZM53 264H55V263H53ZM63 264H64V262H63ZM142 264V263H141ZM151 264V263H150ZM153 264V263H152ZM247 264V263H246Z\"/></svg>","mask_w":264,"mask_h":264}]
</instances>
